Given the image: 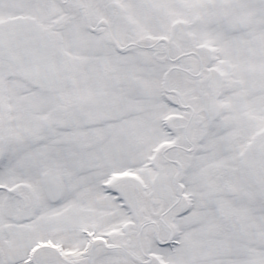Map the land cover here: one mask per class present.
I'll return each instance as SVG.
<instances>
[{
  "label": "snow or ice",
  "instance_id": "obj_1",
  "mask_svg": "<svg viewBox=\"0 0 264 264\" xmlns=\"http://www.w3.org/2000/svg\"><path fill=\"white\" fill-rule=\"evenodd\" d=\"M0 264H264V0H0Z\"/></svg>",
  "mask_w": 264,
  "mask_h": 264
}]
</instances>
